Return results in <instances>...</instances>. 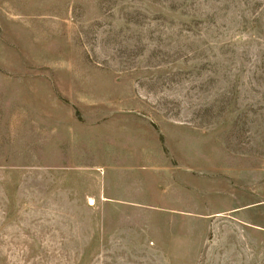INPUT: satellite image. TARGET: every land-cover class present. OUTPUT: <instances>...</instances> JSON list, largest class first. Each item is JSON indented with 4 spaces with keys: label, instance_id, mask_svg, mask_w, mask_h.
<instances>
[{
    "label": "rangeland",
    "instance_id": "rangeland-1",
    "mask_svg": "<svg viewBox=\"0 0 264 264\" xmlns=\"http://www.w3.org/2000/svg\"><path fill=\"white\" fill-rule=\"evenodd\" d=\"M0 264H264V0H0Z\"/></svg>",
    "mask_w": 264,
    "mask_h": 264
}]
</instances>
